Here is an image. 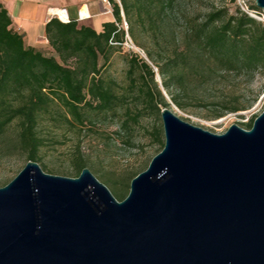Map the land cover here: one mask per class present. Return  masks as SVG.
<instances>
[{
    "label": "water",
    "instance_id": "1",
    "mask_svg": "<svg viewBox=\"0 0 264 264\" xmlns=\"http://www.w3.org/2000/svg\"><path fill=\"white\" fill-rule=\"evenodd\" d=\"M161 117L164 148L123 200L88 167L29 160L0 187V264H264V110L220 134Z\"/></svg>",
    "mask_w": 264,
    "mask_h": 264
},
{
    "label": "trees",
    "instance_id": "2",
    "mask_svg": "<svg viewBox=\"0 0 264 264\" xmlns=\"http://www.w3.org/2000/svg\"><path fill=\"white\" fill-rule=\"evenodd\" d=\"M143 1L151 3L154 0ZM157 1L161 13L177 0ZM111 2L115 19L104 22L101 31L77 20L65 23L52 18L46 25L47 39L54 51L52 54L28 45L24 35L14 28L8 10L0 3L1 152L11 154L21 150L28 161L40 162L44 144L38 131L41 119L48 116L57 123L83 127L87 122H94L91 118L93 112L114 110L125 98L116 92L111 81L102 76V71L110 62L115 45H122L126 39V30L122 27L124 14L131 24L130 34L135 36L130 17L132 4L128 0ZM250 8L262 9L256 2ZM186 42L185 48L177 50L159 67L167 92L174 84L172 79L177 80L180 91L186 90V67L197 73L204 68L251 74L264 72V23L241 8L236 14H229L224 9L211 11L202 23L192 24L187 29ZM180 62L182 68H178L177 73L170 72L172 63L179 66ZM143 67L155 83L154 89L142 76L145 107L160 113V105L168 106L169 103L155 82L154 68L145 61ZM170 96L177 106L184 107L180 93H170ZM242 109L246 107L229 106L216 116ZM255 118L246 123L247 129L252 127ZM131 119L137 120V117ZM123 126L130 129L128 121ZM155 135L161 151L165 141L159 129ZM74 167L75 176H79L86 167V161L80 154L74 161ZM128 180L129 176L123 177L125 187L121 191L114 189L118 200L127 197Z\"/></svg>",
    "mask_w": 264,
    "mask_h": 264
},
{
    "label": "rangeland",
    "instance_id": "3",
    "mask_svg": "<svg viewBox=\"0 0 264 264\" xmlns=\"http://www.w3.org/2000/svg\"><path fill=\"white\" fill-rule=\"evenodd\" d=\"M128 1L132 4L130 17L135 36L130 34L131 24L124 14L122 27L126 30V39L122 45H115L110 62L102 71V76L111 81L116 92L125 98L114 110L93 112L91 118L94 122H87L83 127L57 123L47 116L41 119L38 130L44 141L40 151L42 160L38 163L46 172L76 177L74 161L80 154L86 167L114 195V189H124L122 180L126 176H129V191L133 177L145 170L160 152L156 129L161 131V138L165 141L161 112L146 108L143 100L142 76L155 89V83L143 67L144 61L156 71L155 82L169 103L168 106L160 105V109L168 107L194 125L220 134L233 124L246 128V123L264 110V72L251 74L204 68L197 73L186 67V90L180 91L177 80L172 79L174 84L167 92L159 71V67L177 50L185 48L187 29L192 24L202 23L211 11L224 9L229 14H236L238 8L249 14L255 11L258 16L250 15L264 23L263 15L258 12L262 10L250 8L255 0H177L161 13L157 0L151 3ZM114 19L111 2V21ZM39 50L47 54L54 52L50 45ZM182 65L181 62L179 66L172 63L170 72L177 73ZM170 93H180L184 107L177 106ZM233 105L246 109L216 116ZM135 116L137 120L131 119ZM125 121L129 122L128 130L123 126ZM27 162L26 154L21 150L11 154L0 151V187L11 181Z\"/></svg>",
    "mask_w": 264,
    "mask_h": 264
},
{
    "label": "crops",
    "instance_id": "4",
    "mask_svg": "<svg viewBox=\"0 0 264 264\" xmlns=\"http://www.w3.org/2000/svg\"><path fill=\"white\" fill-rule=\"evenodd\" d=\"M13 20L14 28L24 35L25 42L37 49L49 47L47 23L54 18L50 8L66 9L72 20L78 21V11L88 5L90 17L79 21L101 31L103 23L111 21V11L102 0H0Z\"/></svg>",
    "mask_w": 264,
    "mask_h": 264
},
{
    "label": "built area",
    "instance_id": "5",
    "mask_svg": "<svg viewBox=\"0 0 264 264\" xmlns=\"http://www.w3.org/2000/svg\"><path fill=\"white\" fill-rule=\"evenodd\" d=\"M102 2L111 11V0H102ZM261 10L263 12L262 11H258V12H260V14H262L264 17V9H261ZM255 13H257V12H255V11L250 12V14H252L253 16H258ZM50 14H51V16L56 17L65 23H68L72 20V18L70 17V15L67 13L66 9H64V8L52 7V8H50ZM89 17H90V13L88 10V5L85 4V6L78 11V17L77 18H78V21H84V20H87Z\"/></svg>",
    "mask_w": 264,
    "mask_h": 264
}]
</instances>
